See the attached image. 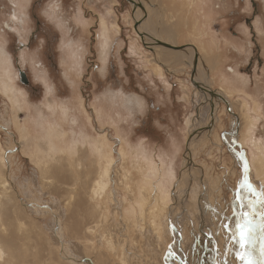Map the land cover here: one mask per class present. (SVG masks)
Instances as JSON below:
<instances>
[{"label":"rangeland","instance_id":"obj_1","mask_svg":"<svg viewBox=\"0 0 264 264\" xmlns=\"http://www.w3.org/2000/svg\"><path fill=\"white\" fill-rule=\"evenodd\" d=\"M134 1L146 15L127 0H26L23 9L0 0V47L25 94L16 111L0 93V264H243L236 225L241 204L250 211L255 197L240 189L242 151L250 182L264 190V0L255 7L250 0ZM136 23L150 37L196 46V81L219 91L229 108L213 101L212 110L191 82V48L153 46ZM75 51L83 53L80 65ZM55 116L63 148L84 144L81 158L46 156ZM101 138L115 165L99 208L87 176L99 167L93 144ZM142 160L160 169L144 182L155 189L161 182L164 202L143 185Z\"/></svg>","mask_w":264,"mask_h":264},{"label":"bare ground","instance_id":"obj_2","mask_svg":"<svg viewBox=\"0 0 264 264\" xmlns=\"http://www.w3.org/2000/svg\"><path fill=\"white\" fill-rule=\"evenodd\" d=\"M13 1V0H12ZM26 0H22V2L20 1V0H18V7H20V9H23L24 8V2H25ZM200 7V6H199ZM206 12H208V10L206 11ZM212 13H213V11H212ZM212 13L211 12H208L207 13V15H208V17H210V16H212ZM25 14V13H24ZM13 18H18V21L20 22V23H22L23 22V13H19V14H17V13H15L14 14V17ZM12 18V19H13ZM104 20V19H103ZM104 23H103V31H104V36H103V41H102V46L104 47V49H107L106 48V46H108L109 44H108V37H107V35H108V33H109V30H108V27L109 26H107V24H106V22H105V20L103 21ZM18 24V23H17ZM7 25V29H11L10 27V25H8V24H6ZM18 26V25H17ZM12 30V29H11ZM140 37V36H139ZM153 38V37H152ZM155 38V37H154ZM108 45H107V44ZM168 43V42H167ZM170 43V42H169ZM171 44V43H170ZM0 49H1V56H0V93H2V95H4V96H6V97H8L9 99H10V102H11V104L13 105V107L15 108V109H17L16 111H19V105L23 102V95H25V94H23V92H22V88H19L17 85H16V83H14V77H13V73H12V70H11V67H12V61L10 60V58H9V53L7 52V50L5 49V48H2V47H0ZM105 52H107L106 50H104V55H102V59L105 61L106 60V55H105ZM76 53H77V55H76ZM72 55H73V57L75 58V60L76 61H74L73 59L71 60L72 62L74 61V64H77V65H80L81 64V62H82V58H83V53L82 52H77V51H75V52H73V53H71ZM101 54H102V51H101ZM31 59H33V57H31ZM31 64L32 65H34L33 64V60L31 61ZM105 70V69H104ZM42 73H43V70H42ZM199 81V80H198ZM47 88V87H46ZM55 89H57L56 88V86H55ZM222 90H224L223 89V87L221 88ZM220 89V90H221ZM229 89V88H228ZM223 94V93H222ZM137 101V100H136ZM131 102H133V99H128V103H131ZM130 105V104H129ZM24 107V106H23ZM59 107V106H58ZM66 107V106H65ZM60 108V107H59ZM22 109V108H21ZM13 111H15L14 109H13ZM12 111V112H13ZM63 111V110H62ZM66 111H67V109H66ZM57 112V111H56ZM56 112L54 113V114H56ZM15 113V112H14ZM62 113V112H61ZM69 113H70V111H69ZM48 115V114H47ZM53 115V114H52ZM58 115V114H57ZM60 116V115H59ZM62 117V116H61ZM52 118V117H51ZM55 118H56V116H55ZM48 119V118H47ZM49 119H50V117H49ZM60 119V118H59ZM51 120V119H50ZM49 120V121H50ZM42 121H43V119H42ZM58 119L56 118V123L54 122V124H51V125H49V127H48V131L49 132H47V136H49L48 138L49 139H47L48 141H45L44 143L46 144V147H45V152H46V156L48 157V158H50L51 160L50 161H58L59 162V159H57L59 156H67L69 159L70 158H73L74 159V157H76V156H79L80 158L82 157V156H80V153H81V151H82V149L84 148L83 146H84V144L82 145L81 143H79V142H77V147L76 148H72L70 145H69V147H71V148H68V150L66 149L65 150V148H63V146L64 145H62V143H65V134L66 133H64V130H63V128L61 127V126H63L62 124H59L58 122ZM64 121H65V119H64ZM51 122V121H50ZM38 123H40L39 121H38ZM49 123V122H48ZM52 123V122H51ZM15 124V123H14ZM43 125V124H42ZM17 126H18V124H17ZM20 129V128H19ZM24 131H25V136L27 135L28 136V131L24 128ZM21 132H22V130H21ZM53 132L55 133L56 132V136H57V138H58V140H60V142L59 143H61V145H58V144H56V142H54V138L55 137H53ZM24 134V133H23ZM49 134V135H48ZM73 135V134H72ZM44 138V137H43ZM45 139V138H44ZM85 140V139H84ZM73 143V142H72ZM90 140H89V142H88V139L87 140H85V144H86V148L88 147L87 145H89L90 146ZM94 145V152H95V154L96 155H98L97 156V158L95 157V161H94V159H92L93 160V162L95 163V164H98V170L97 169H95V170H93L92 169V171H90L89 172V174H88V181L87 182H90L92 179V181H93V184H92V199L93 200H95V201H98L99 202V208L103 205V201L102 200H104V197H103V193H105L106 192V190H107V188L109 187V184H110V175H111V171H112V168L114 167V163H115V160H114V158H113V154H112V147H109L107 144H106V142H105V138H101V139H97L96 141H95V143L93 144ZM39 148V147H38ZM66 148H67V146H66ZM93 148V147H92ZM39 152V151H38ZM37 152V150L36 151H34L33 152V154H34V156L35 155H37V154H39ZM43 152V151H42ZM86 152V151H85ZM120 153H121V157H126L127 156V154H126V152L123 150V149H121V151H120ZM142 154V153H141ZM43 157V156H42ZM44 157H45V155H44ZM44 157H43V159H44ZM150 157V156H149ZM57 159V160H56ZM66 159V158H65ZM65 159H63V160H65ZM125 159V158H124ZM45 160V159H44ZM44 160H42V161H44ZM62 160V161H63ZM144 160V159H143ZM143 160H142V162H141V164H140V166L141 167H139L140 168V170H141V176H142V178L144 177V180H142V183H143V185L144 186H146L147 188L149 187V189H151L152 191H154L155 193H156V196H158V198H159V200H163V202H164V200H166L169 196H168V192H166V188H165V186L161 183V182H159L160 184L158 185V187L155 189L154 187L155 186H151V184H148V182H144L145 181V178H146V175H147V177L150 179H148V178H146V181H150L151 182V180H152V178H154V177H156L157 175L158 176H160L161 175V171H160V169L155 165V162H153V161H151V160H146V162L147 163H143ZM76 161V160H75ZM44 163H46V162H44ZM132 165V164H131ZM134 166H136V164H134ZM134 166H132V167H134ZM139 166V165H138ZM96 170H97V172H96ZM86 171V170H85ZM94 171V172H93ZM251 171V170H250ZM93 172V173H92ZM140 175V174H139ZM54 177V176H53ZM62 178V177H61ZM60 178V179H61ZM61 181V180H60ZM91 183V182H90ZM152 183V182H151ZM6 184H7V181L5 180V179H3V182H2V185L3 186H6ZM86 185V184H85ZM254 185V184H253ZM126 186H128V185H126ZM6 188V187H5ZM256 188V187H255ZM127 190H128V188H127ZM141 190H137V192H140ZM128 192H129V190H128ZM141 193H142V191H141ZM144 194V193H143ZM1 195H3V194H1L0 193V198L2 199V197H1ZM147 195H149V194H147ZM146 195V196H147ZM140 196H142V195H140ZM145 196V197H146ZM101 197H102V199H101ZM112 197V196H111ZM149 197V196H148ZM147 197V198H148ZM108 198V197H107ZM0 199V200H1ZM110 199V198H109ZM140 199V198H139ZM82 200V199H81ZM80 200V201H81ZM137 200V199H136ZM84 201V200H83ZM101 201V202H100ZM106 201V200H105ZM104 201V202H105ZM108 201V200H107ZM131 201V200H130ZM138 201H140L141 202V200H138ZM135 202V201H134ZM146 202V200L143 198L142 199V205H140V206H138V207H140V209H141V212L140 213H143V206H145V203ZM162 202V201H161ZM81 203V202H80ZM159 203V202H158ZM0 204H1V201H0ZM129 204V203H128ZM136 204H137V202H136ZM85 206H86V204H85ZM84 206V207H85ZM156 206H157V204H156ZM156 206H154L153 207V209L150 211V214L152 215V216H154V218H156V216H158L159 215V213H161V211H157L156 210ZM6 207V206H5ZM98 207V206H97ZM83 208V207H82ZM97 209V208H96ZM87 212V211H86ZM114 212V211H113ZM133 214V213H132ZM128 215V214H127ZM104 216V215H103ZM88 217V216H87ZM134 217V216H133ZM159 217V216H158ZM133 219V218H132ZM140 219V218H139ZM108 220V219H107ZM141 220V219H140ZM153 220V219H152ZM88 222V221H87ZM80 226V225H79ZM87 228V227H86ZM79 229H80V227H79ZM92 232V231H91ZM81 241V240H80ZM108 242V241H107ZM0 243H2V240H0ZM3 243H5V242H3ZM7 243H8V241H7ZM10 244H12V243H10ZM9 244V245H10ZM6 247V246H5ZM14 247V246H13ZM12 247V248H13ZM112 247V246H111ZM162 247V246H161ZM2 250V246H0V251ZM10 251H12V250H10ZM14 251V250H13ZM12 251V252H13ZM11 252V253H12ZM2 253V252H1ZM6 253V252H5ZM10 253V255H11V257H13L14 259H16V255H17V252L16 251H14V254H11ZM2 255V254H1ZM18 255H19V253H18ZM8 261V260H7ZM94 263V262H93ZM10 264V263H9Z\"/></svg>","mask_w":264,"mask_h":264},{"label":"snow or ice","instance_id":"obj_3","mask_svg":"<svg viewBox=\"0 0 264 264\" xmlns=\"http://www.w3.org/2000/svg\"><path fill=\"white\" fill-rule=\"evenodd\" d=\"M243 158V157H242ZM249 165L244 164V177L240 183V189H247L248 192L255 197L249 200L247 208L250 211H243L245 205L241 204L239 220L237 221L238 244L241 251L236 255L243 264H264V190L258 191L249 180ZM238 200L242 201L243 197L237 194ZM260 206L259 210L257 206ZM258 216L259 220L253 217ZM259 233V235H258ZM259 240V257L254 255Z\"/></svg>","mask_w":264,"mask_h":264},{"label":"water","instance_id":"obj_4","mask_svg":"<svg viewBox=\"0 0 264 264\" xmlns=\"http://www.w3.org/2000/svg\"><path fill=\"white\" fill-rule=\"evenodd\" d=\"M127 1L130 2L133 5L139 6L143 10V12L145 13V15H146L147 12H146V10L144 9V7L142 5H140V4L137 5L134 0H127ZM135 31L138 33V35L141 36V38H142L143 41H145V39L147 37H150L149 34L143 33L142 31L139 30V23H136V25H135ZM152 39H154V42H155V44L153 46L162 47V48H165V49H168V50H172V51H175V52H185L189 48H191L194 51V53H195V57H194V60H193V67H192V70L193 71H192V75H191L192 76L191 82L199 90V92H201L203 95L208 96V97L211 98L210 101H211L212 110L214 109V102L213 101H215V102L222 101L229 108V103L219 93V91H214V90L210 89L208 86H206V85H204V84L199 83V82L196 81L198 61H199V58H200V53H199L198 48L196 46H194V45L177 46V45L170 44V43H167L165 41H162V40H159V39H156V38H152ZM144 45H146V44H144ZM153 46L147 45V48L150 49L152 52H154L156 54V51H155V49H153ZM21 78H22V81L24 83H27V79H26V76H25L24 73H21ZM229 113H231V110H229ZM239 155H241L244 158L245 162L249 165V169H250V164L248 163V160H247L246 156L244 155V152L242 151V154L239 153ZM256 217L259 220V217L258 216H256ZM258 235H259V233H258ZM256 249H257V256H259V254H258V252H259V240L257 241V248Z\"/></svg>","mask_w":264,"mask_h":264},{"label":"flooded vegetation","instance_id":"obj_5","mask_svg":"<svg viewBox=\"0 0 264 264\" xmlns=\"http://www.w3.org/2000/svg\"><path fill=\"white\" fill-rule=\"evenodd\" d=\"M250 3H251V6L252 7H255V0H250ZM212 8L209 10V12H211L212 13ZM212 15H213V13H212ZM152 37V36H151ZM172 44V43H171ZM27 79V78H26ZM28 82V81H27Z\"/></svg>","mask_w":264,"mask_h":264}]
</instances>
